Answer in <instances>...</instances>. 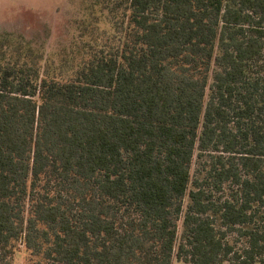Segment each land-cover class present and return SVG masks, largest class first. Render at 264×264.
<instances>
[{"label": "trees", "instance_id": "16d2710c", "mask_svg": "<svg viewBox=\"0 0 264 264\" xmlns=\"http://www.w3.org/2000/svg\"><path fill=\"white\" fill-rule=\"evenodd\" d=\"M84 2L0 32V264H264V0Z\"/></svg>", "mask_w": 264, "mask_h": 264}, {"label": "rangeland", "instance_id": "374dc122", "mask_svg": "<svg viewBox=\"0 0 264 264\" xmlns=\"http://www.w3.org/2000/svg\"><path fill=\"white\" fill-rule=\"evenodd\" d=\"M85 5L84 0H0V32H10L31 41L42 51L45 59L57 60L62 50H72L71 45L78 36V20L86 13ZM101 25L107 26L105 19ZM202 159L204 161L205 158ZM201 163H194V175L203 174ZM189 203L190 198L186 195L178 222L177 244L185 236L183 217ZM241 243L242 240H239V245ZM10 264H28L23 247L15 253ZM173 264L189 263L174 259Z\"/></svg>", "mask_w": 264, "mask_h": 264}]
</instances>
